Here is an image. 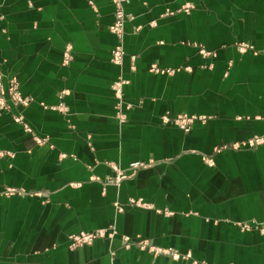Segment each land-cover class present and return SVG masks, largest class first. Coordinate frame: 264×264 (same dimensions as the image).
Wrapping results in <instances>:
<instances>
[{
  "label": "crops",
  "instance_id": "obj_1",
  "mask_svg": "<svg viewBox=\"0 0 264 264\" xmlns=\"http://www.w3.org/2000/svg\"><path fill=\"white\" fill-rule=\"evenodd\" d=\"M124 12L116 65L112 0H0V76L31 101L0 113V264H264V144H245L264 138V0ZM98 230L117 234L69 248Z\"/></svg>",
  "mask_w": 264,
  "mask_h": 264
},
{
  "label": "built area",
  "instance_id": "obj_2",
  "mask_svg": "<svg viewBox=\"0 0 264 264\" xmlns=\"http://www.w3.org/2000/svg\"><path fill=\"white\" fill-rule=\"evenodd\" d=\"M129 0H112L114 6H115V18L116 21L114 25L110 28V30L115 34L117 39L119 40V44L113 49L112 51V62L116 65H121L124 57H125V50L122 45V40L124 36V26L125 22L127 20V16L124 12V6ZM251 47L245 43H241L238 45V49L240 51H247ZM204 54L208 55L207 53L203 52ZM64 59L65 62L68 63L71 59V51L70 47H68L64 53ZM153 71L159 72V69L155 68ZM173 72V71H171ZM129 82L126 81L123 78H120L119 80L115 81L113 84V91L116 96V99L118 100V103L116 104V110H117V117L120 119L121 122H126V115L121 111L122 105H123V91L124 86H126ZM19 82L16 78H12L9 83V87L6 89L2 77L0 76V113L6 112L10 110L11 103H13L15 106L20 107H27L30 104V100L23 98V96L20 93L19 90ZM7 95H9V98H7ZM62 113H66L68 110L66 107H63L62 105L58 107ZM165 122H173L176 125H178L180 128H182L185 132L190 131V127L193 124L195 118H190L184 115H180L173 120L169 117L164 118ZM15 121L17 123H20L24 126L25 130L27 132H32L31 127L24 121L23 116L15 118ZM40 144L42 143V140H37ZM246 146H249L250 148H254L257 146H261L264 144V138L256 137L248 143H245ZM233 148L237 149L239 148L238 145H234ZM4 154L0 152V158L3 157ZM210 164L212 161H208ZM146 164L144 163H133L131 165V170L136 171L140 168H144ZM116 171L119 173L117 174V177L112 180L113 182L119 184L124 178H126V174L122 171H119L117 168H115ZM17 191L15 189H10L8 191V194H15ZM131 205H137L142 206L143 204L140 201H131ZM123 211V209H120ZM264 231V229H263ZM117 232L115 230H112L111 232H108L106 230H98L95 232L90 233H79L75 235H71L69 237V248L71 250H76L83 248L85 246L92 245L95 240L100 238H109L112 239L116 236ZM123 243L125 248H129L132 246V240L128 237H123ZM137 245H139L142 249L148 250L151 253H154L155 255H161V254H167L171 255L173 259H180L181 256L176 253H171L169 250H164L160 248L153 247L149 244L147 240H139L136 242ZM185 259L188 258V256L184 257Z\"/></svg>",
  "mask_w": 264,
  "mask_h": 264
}]
</instances>
